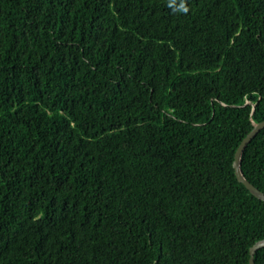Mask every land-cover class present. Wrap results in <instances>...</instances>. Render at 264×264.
<instances>
[{
    "label": "trees",
    "instance_id": "16d2710c",
    "mask_svg": "<svg viewBox=\"0 0 264 264\" xmlns=\"http://www.w3.org/2000/svg\"><path fill=\"white\" fill-rule=\"evenodd\" d=\"M263 119L264 0H0V264H248Z\"/></svg>",
    "mask_w": 264,
    "mask_h": 264
},
{
    "label": "water",
    "instance_id": "95a60500",
    "mask_svg": "<svg viewBox=\"0 0 264 264\" xmlns=\"http://www.w3.org/2000/svg\"><path fill=\"white\" fill-rule=\"evenodd\" d=\"M264 128V119L258 122H253L252 128L248 131V133L240 140L235 152H234V159H233V167L236 179L243 183L246 188L257 198L264 201V192L261 191L258 187H256L254 184H252L248 179L245 178V176L242 173L241 170V155L248 144V142L262 129ZM264 247V238L259 239L255 241L250 247H249V258H248V264H255L254 261V253Z\"/></svg>",
    "mask_w": 264,
    "mask_h": 264
}]
</instances>
